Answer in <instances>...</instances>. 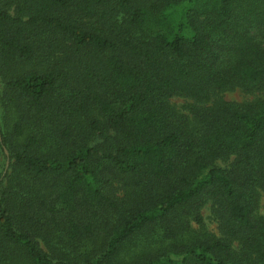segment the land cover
I'll list each match as a JSON object with an SVG mask.
<instances>
[{
    "label": "trees",
    "instance_id": "trees-1",
    "mask_svg": "<svg viewBox=\"0 0 264 264\" xmlns=\"http://www.w3.org/2000/svg\"><path fill=\"white\" fill-rule=\"evenodd\" d=\"M261 208L264 0H0V264H264Z\"/></svg>",
    "mask_w": 264,
    "mask_h": 264
},
{
    "label": "rangeland",
    "instance_id": "rangeland-1",
    "mask_svg": "<svg viewBox=\"0 0 264 264\" xmlns=\"http://www.w3.org/2000/svg\"><path fill=\"white\" fill-rule=\"evenodd\" d=\"M257 96V94H249L244 92L242 89L237 88L235 90L226 91L224 93V98L227 100H235V101H243L248 99H253ZM171 101L176 105L179 109L185 110L184 106L189 101V99L182 96H175L171 99ZM261 212H264V208H261ZM203 215L206 219L207 226L210 230L219 233L218 224L211 216L210 204L204 206Z\"/></svg>",
    "mask_w": 264,
    "mask_h": 264
}]
</instances>
